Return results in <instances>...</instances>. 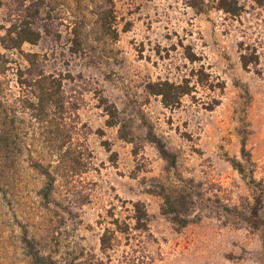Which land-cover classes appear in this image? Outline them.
<instances>
[{
    "label": "rangeland",
    "instance_id": "374dc122",
    "mask_svg": "<svg viewBox=\"0 0 264 264\" xmlns=\"http://www.w3.org/2000/svg\"><path fill=\"white\" fill-rule=\"evenodd\" d=\"M11 1L0 0V23ZM239 3L242 12L231 17L209 7L197 14L181 0H48L38 22L48 33L21 50L66 79L62 127L71 139L61 153L74 156L75 172L68 156L59 162L50 152L43 128L17 112L22 154L17 172L6 168L2 177L0 264H28L16 251L17 222L57 264H264V7ZM105 11L111 18L102 27L97 14ZM200 67L209 78L196 84ZM183 79L193 91L176 107L147 93L149 83ZM17 97L11 87L10 111ZM101 99L117 110L130 144L105 126ZM147 126L202 195L200 220L180 231L151 194L170 175L145 138ZM242 134L249 166L239 153ZM30 159L54 167L47 207ZM230 160L251 173L252 185ZM133 202L145 207L142 229L134 228ZM106 229L110 247L101 251Z\"/></svg>",
    "mask_w": 264,
    "mask_h": 264
},
{
    "label": "trees",
    "instance_id": "16d2710c",
    "mask_svg": "<svg viewBox=\"0 0 264 264\" xmlns=\"http://www.w3.org/2000/svg\"><path fill=\"white\" fill-rule=\"evenodd\" d=\"M185 7L191 8L197 14L203 13L207 7L220 11L228 16L236 17L242 12L239 0H181ZM258 8L264 7V0H251ZM12 11L7 19L0 23V192L4 195L2 177L6 168H13V173L17 172L18 158L22 154V138L17 128L19 119L17 112L26 114L27 118L35 125L43 128L45 143L50 146V152L55 151L59 162H63L62 157L70 161V172H75V158L63 151L64 144L70 142L71 137L64 139L62 124L68 108L63 93V82L66 80L61 73L47 72L45 61L41 60L36 53L24 52L23 45H35L40 40L41 34L48 33L46 27H39L42 12L48 9V0H12ZM109 17L107 12H99L97 20L100 26H106ZM73 36L76 33H72ZM74 40V39H73ZM79 47V43H76ZM190 63L196 59L187 58ZM247 62L242 61V66L246 67ZM196 84H203L209 78L200 67L195 73ZM14 86H11V83ZM11 87H15L18 97L16 110L9 109L6 97L11 92ZM147 93L158 97L163 108L176 107L181 98L188 96L193 91L190 82L183 79L180 83L169 81H157L146 85ZM103 112L108 117L105 122L107 127H117L119 139L126 143H131L132 139L122 133V124L117 120V110L112 104L101 99ZM75 107L73 112L75 111ZM75 113V112H74ZM240 156L245 165H250V156L246 150L245 135H240ZM146 140L152 144L159 157L165 162V172L170 175L166 182H159L155 185V191L151 194L161 200L159 213L167 219L172 227L180 231L188 225L200 220L197 202L202 199L197 185L191 179H184L176 171L175 156L169 153L163 141L155 136L151 127L147 126ZM136 154V153H133ZM65 160V161H66ZM74 163H73V162ZM58 162V163H59ZM232 168L241 176L248 178L249 184L254 181L251 173L244 166L235 161H229ZM29 169L39 178V190L37 196L42 204L47 207L52 203V195L55 183V171L51 162L43 163L42 160L29 161ZM133 208L132 220L135 229L145 227L147 213L143 203H131ZM17 247L16 251L20 257L28 264H57L49 255H45L39 243L31 236L24 225L17 222ZM111 232L106 229L99 238L100 250L106 251L110 247V239L107 234ZM78 264H83L81 261Z\"/></svg>",
    "mask_w": 264,
    "mask_h": 264
}]
</instances>
